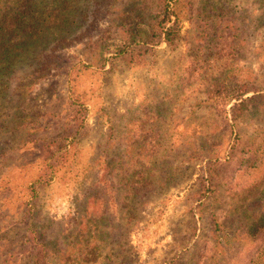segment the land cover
<instances>
[{
  "label": "rangeland",
  "instance_id": "obj_1",
  "mask_svg": "<svg viewBox=\"0 0 264 264\" xmlns=\"http://www.w3.org/2000/svg\"><path fill=\"white\" fill-rule=\"evenodd\" d=\"M176 4L168 45L124 43L104 2L94 29L57 51L61 71L32 86L26 105L41 129L0 137V264H37L43 238L58 244L48 264H68L89 250L91 217L100 226L89 245L109 234L103 250L118 256L115 264L253 260L255 236L264 232V0ZM110 26L100 42L105 62L92 56V66L81 67L82 43ZM218 80L251 90L241 114L231 113L234 101L222 114L208 106ZM69 98L86 107L85 133L47 170L40 148L58 137ZM128 168L142 179L133 178L134 194L119 181Z\"/></svg>",
  "mask_w": 264,
  "mask_h": 264
},
{
  "label": "trees",
  "instance_id": "obj_2",
  "mask_svg": "<svg viewBox=\"0 0 264 264\" xmlns=\"http://www.w3.org/2000/svg\"><path fill=\"white\" fill-rule=\"evenodd\" d=\"M107 1L108 6L117 13L119 23L112 26L115 27L114 30L120 29L117 32L121 33L124 43L130 41L154 43L156 40H162L168 45L174 44L177 33L174 25L177 23V15L173 6L184 0H124L123 6L117 7L115 6L118 5L119 0H0V137L6 138L9 135L25 137L31 129L36 131L41 129L40 117L32 114L31 109L26 105L32 100L30 89L40 80L46 79L49 75L52 78L61 71L57 66V51L65 47V43L70 39L82 37L83 33L92 31L99 7ZM172 17H175L174 21ZM141 25L145 26V29L140 28ZM112 26L109 27L110 31L100 30L96 40L90 36L87 41L80 42L84 46L82 52L83 56H86L87 63L92 56L96 57L97 63L105 62L103 52L100 50L102 45L100 42L105 41L104 34L111 32ZM82 30L83 32L80 33ZM124 53L125 50H118L116 55L122 56ZM137 54L131 51L129 58ZM80 65L89 68L92 63L84 64L80 61ZM70 75L72 68L68 69L64 76ZM249 92L251 90L244 83L218 80L207 91L206 100L209 107L221 114L226 113L225 107L234 101L230 108L231 113L241 114L250 99L243 97ZM86 111V107L81 102L71 98L66 101L65 118L61 119L59 124L58 137L40 148L42 163L47 170L53 168V164L50 163L52 159H55L56 163L64 161L78 135L85 133ZM256 152L257 150H254L252 154L255 156ZM130 168L124 171V178L119 181L129 194L131 192L134 194L137 190L135 186L139 183L133 181V178L139 181L142 179L139 175L136 177V171L131 172ZM31 192L35 193V190ZM129 210L134 211L131 208ZM262 221L264 222V219ZM85 222L88 238L85 242L89 250L71 254L69 257L72 258L68 264H103L104 262L115 264L117 261L115 258L118 256L105 254L103 250L104 241L106 244L109 243L107 246H111L110 235L105 234L99 240L94 237L95 243L89 245L94 239L88 235L97 233L100 224L93 217L85 219ZM215 227L219 228L217 223ZM259 230L264 231V225H261ZM72 234L70 238L73 237ZM40 236L41 234L38 237ZM43 239L44 242L42 240L38 242L40 250L32 255L37 264H48L50 261L47 257L59 255L58 244L54 245L52 241L46 242L45 238ZM75 240L77 238L74 236L69 245H74ZM254 243L253 260L250 258L252 263L248 261L245 264H264V232L255 236Z\"/></svg>",
  "mask_w": 264,
  "mask_h": 264
}]
</instances>
